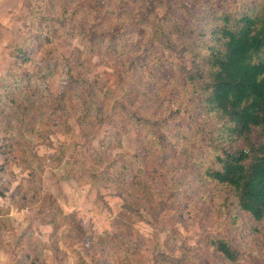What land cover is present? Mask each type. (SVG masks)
Returning <instances> with one entry per match:
<instances>
[{"label":"rangeland","instance_id":"obj_1","mask_svg":"<svg viewBox=\"0 0 264 264\" xmlns=\"http://www.w3.org/2000/svg\"><path fill=\"white\" fill-rule=\"evenodd\" d=\"M64 1H54L53 12ZM213 2L194 0L192 8L183 7L180 13L191 21L186 27L189 41L198 38L205 21L211 19ZM30 4L29 0H0V82L5 84L0 92V142H14L22 159L11 162L9 155L10 165L0 172V186L6 191L0 196V264H13L27 240L42 264H123L124 243L135 251L127 264H168L181 248L191 254L184 264H219L217 253L205 243L211 233L230 239L238 249L239 264H264V220L256 222L234 208L227 190L203 174L215 164L213 129L219 123L215 114L202 112L198 92L192 91L190 83L185 87L180 83L178 66L173 70L148 63L145 52L139 53L138 60L135 42L130 40V46L121 45L122 50L131 53L129 59L144 63L139 67L146 70L135 79L133 73L141 71L128 70L135 63L113 58L111 47L100 53L98 43L106 42L96 43L78 28L71 29L78 21L112 18L115 13L109 8L114 4L99 15L87 8L73 11L67 4L65 22L53 23L43 39L36 35L39 22ZM142 34L135 32V39ZM17 43H29L21 56L15 50ZM27 78L21 96L33 104L27 102L26 114L32 121L25 128L6 102L11 85L17 84L18 94ZM61 91L68 94L65 102L56 99ZM84 100L85 106L97 100L96 117L94 107L82 120L73 115L75 105ZM72 104L75 107L70 109ZM64 106L72 114L69 117L61 115ZM160 124L167 126L164 149L140 151L150 150L147 134ZM101 145L107 151L95 158L96 171L88 179L93 154ZM137 150L138 159L130 156ZM129 160L123 172L126 180L107 173ZM41 192L49 194L50 203L41 199ZM122 194L132 202L129 210ZM13 196H25L27 204L12 205ZM54 206L71 215L69 220L57 215L56 224L47 223ZM77 226L82 229L79 235L71 229Z\"/></svg>","mask_w":264,"mask_h":264},{"label":"trees","instance_id":"obj_2","mask_svg":"<svg viewBox=\"0 0 264 264\" xmlns=\"http://www.w3.org/2000/svg\"><path fill=\"white\" fill-rule=\"evenodd\" d=\"M29 1L30 10L39 22L35 28L36 35L41 38L45 30H49L53 23L65 22L64 15L68 13L67 4L73 6L71 7L73 11L78 12V9L87 8L94 15L101 14V11L108 12L110 9L112 13H115V17L109 19L99 17L89 21L90 24L87 22L89 25L78 21L71 26V29L78 28L85 38L94 42L96 40L106 42L105 45L98 43L100 53H104L108 47H111L109 53L113 58L125 59L124 64L128 65L135 63L134 67L128 68V70L134 68L135 71H141L140 75L133 73L135 79L141 78L146 70L144 68L140 70L139 67L144 63L138 64L137 58L129 59L131 53L122 50L121 45L128 42L130 46V40L135 42L138 60L139 53L145 52L149 59L148 63L153 61L157 65H164L167 69L173 70L178 66L177 69L183 75L179 78L180 83L184 87L186 83H190L192 91L198 92L202 112L215 114L219 123L213 129V136L217 140L214 149L218 151L215 164L206 167L203 174L227 190L228 195L233 199L234 208L248 214L256 222L264 220V0H214L212 3L214 11L209 14L212 16L211 19L206 20L201 27L200 36L190 41L186 35V27L191 21L180 12L183 13V7L192 8L194 0H178L177 3L168 0H65L61 7L60 2L57 3V12H53L56 0ZM109 4L114 5L109 8ZM206 7L205 5L201 9L206 10ZM43 10L48 14H43ZM123 13L128 14L123 16ZM202 15L206 16L207 12H203ZM49 20L50 24L47 23ZM139 31L143 34L136 40L134 33ZM26 44L29 43L16 44L15 50L19 56ZM35 45L38 44L35 43ZM174 77L175 74L170 76L169 81L172 82ZM5 82L13 83L10 80ZM28 82L29 78L24 81V86L19 89L18 94L17 84L13 83L11 89L7 91L6 102L13 112L12 116L25 128H28L32 121L28 120L26 112L29 109L27 102L30 105L33 102L29 97L25 102L24 97L21 96V93L26 92ZM3 87L5 84L0 82V92ZM67 98L66 91L56 94L59 102H65ZM1 99L0 93V101ZM84 102L85 100L75 105L77 110L72 112L73 115L82 120L94 107V117H96L97 100H90V105L86 106ZM75 106L72 104L69 108L72 109ZM67 108L68 106L62 111L63 117L72 115ZM140 120L145 121L144 118ZM166 128V125L160 124L155 128L156 130H150L147 134L150 150L138 149L144 153L150 152L154 149L153 147L163 150L162 143ZM106 151V146L101 145L99 151L94 152L92 169L87 171L91 173L87 176L88 179L94 177L93 173L96 171L94 161L101 158ZM0 155L3 159L0 172L10 165V162L7 164L9 155L13 159L11 162L22 161L18 158V149L14 142L8 139L0 142ZM130 156L138 159V150ZM141 159L139 158L140 161ZM99 162H96V167L100 166ZM130 164V160L126 161L107 173L111 172L115 177L126 180L123 172ZM143 166L146 167V165ZM118 177L116 178L119 179ZM130 183L131 181L128 182ZM5 195L4 187L0 186V196ZM40 197L50 203L51 198L46 192H41ZM121 198L124 207L129 210L132 202L124 194ZM10 203L23 208L27 204V198L13 196L10 198ZM52 208V216L47 217V223L56 224L57 215L63 220H69L71 217V215H65L61 208L55 206ZM71 229L77 231L78 235L82 232L78 226ZM176 232L178 230H175ZM91 238L94 237L91 235ZM114 240L117 244L122 243V240H118L116 236ZM206 242L217 253L215 258L219 264H239L238 249L227 236L221 237L211 233ZM27 245L22 246L21 256L13 264H42L39 256L35 255L37 252L33 251L35 246H30L28 240ZM91 246L94 248L93 241ZM122 246L125 249L122 257L125 262L121 263L127 264V257L134 255L135 251L127 247L125 243ZM188 255H191L190 250L181 248L180 255L174 261L167 263L184 264Z\"/></svg>","mask_w":264,"mask_h":264}]
</instances>
